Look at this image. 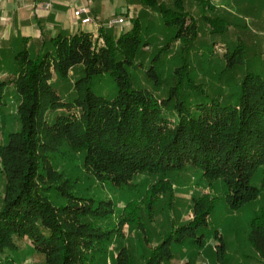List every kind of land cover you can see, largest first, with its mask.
Listing matches in <instances>:
<instances>
[{
  "label": "trees",
  "instance_id": "obj_1",
  "mask_svg": "<svg viewBox=\"0 0 264 264\" xmlns=\"http://www.w3.org/2000/svg\"><path fill=\"white\" fill-rule=\"evenodd\" d=\"M125 1L123 17L133 6L143 11L119 35L102 22L97 32L61 30L39 47L22 35L0 47V110L14 98L20 123L0 144V264L29 255L40 256L39 264H135L117 241L126 225L143 236L146 264H167L174 245L191 239L204 247L212 235L224 260V234L209 223L216 201L232 211L249 209L247 243L264 264V202L259 211L253 207L264 201V70L249 65L243 45L204 58L186 0ZM206 1L203 9L211 8ZM204 20L212 39L228 33L225 21ZM193 49L200 68L216 71L218 85L196 80ZM61 81L73 85L65 97L57 93ZM72 155L74 167L100 189L131 194L121 209L63 178ZM143 175L154 180L150 192L136 183ZM187 175L221 188L222 198L200 199L195 220L152 247L154 208Z\"/></svg>",
  "mask_w": 264,
  "mask_h": 264
},
{
  "label": "rangeland",
  "instance_id": "obj_2",
  "mask_svg": "<svg viewBox=\"0 0 264 264\" xmlns=\"http://www.w3.org/2000/svg\"><path fill=\"white\" fill-rule=\"evenodd\" d=\"M70 5L66 7L65 16L66 21L73 22L78 20L81 24V20L77 19L74 15L75 10L82 5V3L88 5L91 8L92 14L100 17V20L95 19L97 24L82 25V30H89L97 32L101 23L109 24V20L123 17V13L127 11V3L125 0H69ZM205 1V0H204ZM203 0H186L185 10L190 12L196 19L198 24V37L194 41L195 48H199L201 55L204 58L213 56L223 57L227 48L235 53L240 46L243 45L247 53V61L250 66L259 70H264V0H207L206 2L211 4V8L207 7L203 9ZM130 15L124 17L126 19L123 25L108 26V28L114 30L119 35L123 31H128L132 27L131 18L142 13L141 6H133ZM150 16V12L146 13ZM204 16L212 19H220L225 21L223 28L228 29V33L225 37H216L214 40L209 34V29L206 27ZM95 18V17H94ZM79 24V25H80ZM95 25V27H93ZM221 25V23H219ZM222 28V29H223ZM76 29L75 31H77ZM224 30V29H223ZM59 32L56 31L55 35ZM54 35V36H55ZM2 36V35H1ZM0 37V47L5 45L4 41ZM42 41H33L37 47L41 45ZM211 43L209 47L203 48V44ZM215 44V46H214ZM182 43H176L175 50H179L182 47ZM214 47V50L212 49ZM210 48V49H209ZM213 50V51H212ZM212 51V52H211ZM192 54L196 52L192 50ZM195 53L192 55L193 71L196 74V80L198 82H205L207 86L211 84L218 85L216 76L212 73H216L213 70L212 73H208L207 69H202L198 65ZM173 57V56H172ZM199 58V56H198ZM138 74L139 82L142 86H150L146 83L143 72L135 71ZM238 77H242V72H239ZM73 80V77H72ZM172 83V80L169 81ZM73 90V85L69 82L61 81L58 95L61 97L67 96ZM7 101V100H6ZM18 104L14 98H10L7 107L0 110V144L4 142V135L8 131H18L20 123L17 120ZM3 111V112H2ZM77 156L72 155L70 161L65 165V172L63 178H68L72 183L77 182L78 188L87 195H94L95 198L111 199L118 204V210L130 199L131 194L126 190L117 189L112 186H107L102 189L98 187L87 175L80 169H76L73 164ZM72 161V162H71ZM64 168V167H62ZM61 168V169H62ZM61 171V170H60ZM3 176L0 175V199L3 197ZM137 184H143L142 190L150 192L153 189L154 180L147 175L139 176L136 178ZM76 191V189H74ZM222 189L214 188L198 182L197 178L193 175H187L176 182L171 194L163 196L154 208L159 213L155 216L154 225H150V229H156L153 231L152 238H150V245L155 247L159 242V237L172 233L174 227L176 230L184 225L192 223L196 215L194 213L195 204L204 197L212 199L222 198ZM162 194H159L161 197ZM264 201L257 202L253 206L256 211H259L260 205H263ZM252 213L249 209H243L240 211H232L223 201H216L214 209L210 218V227L217 229L220 233L224 234V242L226 247V256L224 260H221L220 250L221 243L215 239V237H205V246L200 247L198 243L185 240L180 245H174L173 253L174 259L167 264H186L190 260L194 259L196 264H258L255 261L256 255L253 249L247 243V231L249 225V218ZM154 227V228H153ZM160 234V235H159ZM145 235V234H144ZM143 236L139 235L134 229L129 228L128 225L124 228V236L122 239H118L120 245H125L132 251L135 264H146V260L140 257L139 246L143 242ZM22 248L26 249L28 243L26 241L20 242ZM175 244V243H174ZM117 244H114L111 249L116 252ZM24 257V256H22ZM42 258L38 255H29L25 257V260L19 264H39ZM111 260L108 261L110 264Z\"/></svg>",
  "mask_w": 264,
  "mask_h": 264
},
{
  "label": "crops",
  "instance_id": "obj_3",
  "mask_svg": "<svg viewBox=\"0 0 264 264\" xmlns=\"http://www.w3.org/2000/svg\"><path fill=\"white\" fill-rule=\"evenodd\" d=\"M48 1L53 5L51 11L39 9L40 3ZM70 4L69 0H0V37L5 39V44L18 35L39 42L54 36L58 30L76 32L81 29L78 20L73 24L66 21L65 11Z\"/></svg>",
  "mask_w": 264,
  "mask_h": 264
},
{
  "label": "built area",
  "instance_id": "obj_4",
  "mask_svg": "<svg viewBox=\"0 0 264 264\" xmlns=\"http://www.w3.org/2000/svg\"><path fill=\"white\" fill-rule=\"evenodd\" d=\"M39 9H43L46 11H51L53 9V5L51 1L48 2H43L39 4ZM75 17L79 20H81L82 25H90V24H97L96 23V18H94L91 8L86 5L82 4L80 5L74 13ZM126 19L124 17L116 18V19H111L109 20L108 26H118V25H123L125 23Z\"/></svg>",
  "mask_w": 264,
  "mask_h": 264
}]
</instances>
